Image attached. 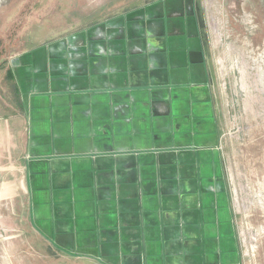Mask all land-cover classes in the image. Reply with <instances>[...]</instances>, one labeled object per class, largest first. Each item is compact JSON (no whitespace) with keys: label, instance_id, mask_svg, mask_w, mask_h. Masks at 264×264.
<instances>
[{"label":"crops","instance_id":"0c3cea01","mask_svg":"<svg viewBox=\"0 0 264 264\" xmlns=\"http://www.w3.org/2000/svg\"><path fill=\"white\" fill-rule=\"evenodd\" d=\"M195 2L155 0L1 66L0 207L22 196L76 264H244Z\"/></svg>","mask_w":264,"mask_h":264},{"label":"rangeland","instance_id":"374dc122","mask_svg":"<svg viewBox=\"0 0 264 264\" xmlns=\"http://www.w3.org/2000/svg\"><path fill=\"white\" fill-rule=\"evenodd\" d=\"M154 1L0 0V70L28 47ZM195 3L215 88L230 111L225 159L243 261L264 264V0ZM0 264L76 262L37 237L25 200L14 195L0 207Z\"/></svg>","mask_w":264,"mask_h":264}]
</instances>
